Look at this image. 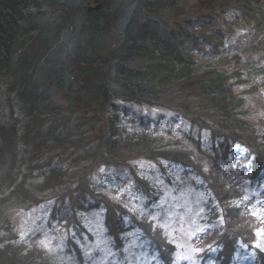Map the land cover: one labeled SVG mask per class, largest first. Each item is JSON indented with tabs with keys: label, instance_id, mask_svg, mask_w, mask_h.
Returning <instances> with one entry per match:
<instances>
[{
	"label": "trees",
	"instance_id": "1",
	"mask_svg": "<svg viewBox=\"0 0 264 264\" xmlns=\"http://www.w3.org/2000/svg\"><path fill=\"white\" fill-rule=\"evenodd\" d=\"M91 4L102 9L89 12ZM116 98L165 107L207 142L188 138V146L171 130L168 143L144 128L147 122L130 131ZM15 104L25 110L23 130L4 121V109ZM81 137L100 146L96 155L85 153L96 163L91 171L106 165L131 172L129 186L149 206L160 200L161 185H173L178 172L171 167L184 169L208 193L205 214L216 227L206 239L221 245V257L227 249L225 263L243 246L254 249L264 240V0H0V264H61L40 247L46 232L20 236L4 213L9 201L86 191L111 216L120 212L118 225L109 219L110 231L131 230L129 199L115 203L82 171L66 177V160L55 154L72 141L85 151ZM41 159L48 166L36 177ZM141 161L157 165L158 178L141 172ZM79 164L74 157L71 165ZM254 189L258 195L246 199ZM147 216L143 224L133 220L143 240L161 243L164 264H173L174 247Z\"/></svg>",
	"mask_w": 264,
	"mask_h": 264
},
{
	"label": "rangeland",
	"instance_id": "2",
	"mask_svg": "<svg viewBox=\"0 0 264 264\" xmlns=\"http://www.w3.org/2000/svg\"><path fill=\"white\" fill-rule=\"evenodd\" d=\"M115 103L116 105H123L126 109L128 117L124 119V125L130 131L140 130L141 125L147 122L149 124H146L144 128L149 126L150 132L157 130V139H164L168 143H170V138L173 137L170 134L167 136L171 130L173 133L178 132L177 141H181L188 146H190V144H187L189 142L188 138L191 137L195 140L202 139L203 142H207L208 137L204 133H200L199 128L193 126L190 121L179 120L175 122L174 114L165 107L150 106L137 101H129L126 98H116ZM9 106L11 108L4 109L6 114L4 121L7 123V129L18 123L17 126L20 130H23L27 124L25 110L17 104ZM100 122L105 125L103 115L100 116ZM152 134L155 136L154 133ZM71 139L74 140L73 137ZM83 139L84 137L81 139V144L84 145L85 151L82 150L81 145L75 151L76 141H72V143L66 142L63 146L65 151H63V154L61 150L55 154L60 156L61 161L66 160L68 173L66 177L70 179L72 173L76 172L78 174L77 171H82L81 175L85 174L83 177L88 185L92 180L98 191L101 190L103 194L120 205L125 196L126 199L130 200L128 205L133 212L141 217L139 219H142L145 215L147 216L149 214L146 210L149 206L147 200L140 192L133 190L134 184L129 186L133 177L131 172L107 167L106 165L98 166L94 171H91V167L96 163L90 165L92 161L84 160L85 153L96 155L100 146L89 147L87 146V140H91V137H86L84 142ZM101 140H103V137ZM17 143L20 144L21 151L25 150L27 145L22 136H19ZM8 152L11 153L9 149ZM30 155L32 156L31 153L27 156ZM74 157L78 163L80 162L77 169L71 165ZM45 160L41 159L40 162L43 161L42 163H44ZM46 164L44 163L39 171L35 170L33 175L38 177L42 171L47 169L48 165ZM116 165L113 164V166ZM135 165L147 177L158 178L155 175V173H159L158 166L154 163L149 164L141 161L135 163ZM182 171L184 169L171 167L170 172L173 174L178 172V175L173 181V185H161L159 190L161 198L151 205L150 214L147 216L148 220L153 223L155 231L159 230L158 232L163 239L174 247V264H226L224 254L227 249L222 251L223 257H221L219 251L221 245L206 239L208 230L216 227V225L209 222L205 214L207 210L205 205L209 199L208 193L200 185L199 180L191 178ZM166 172H168V169H166ZM123 181L128 186H123ZM102 185H107V187ZM256 191L254 189L249 194L247 192L245 198L249 199L248 197L257 196L256 193L258 192ZM54 193L34 198L35 200L23 199L18 202L9 201L4 204L5 215L13 222L21 237H27L32 232L44 231L47 233V238L42 241L40 247L49 254L50 258L56 259L61 264H164L161 257L162 253L156 248L161 243L151 246L149 241L143 240L145 230L142 229V225H138L133 221L136 220V218H132L133 212L126 217V226L131 230L118 236L110 231L108 216L114 217L113 221H115V225H118L116 220L120 216V212L115 211L114 215L111 216L112 212L106 209V204L100 197L94 198L89 194L90 192L86 193V191L81 192L79 197L74 196L73 199L70 191H67V193L65 191ZM86 197H92L93 200L89 201ZM255 204L257 212L263 214V205L258 203V200ZM55 217L60 219L61 224H59V221L55 222L58 226L50 232L46 226L48 222L54 221ZM139 219L136 221L143 224ZM118 242L121 243L117 245ZM254 245V249L249 248L247 245L235 251L232 254L230 264H263L264 240L255 242Z\"/></svg>",
	"mask_w": 264,
	"mask_h": 264
},
{
	"label": "water",
	"instance_id": "3",
	"mask_svg": "<svg viewBox=\"0 0 264 264\" xmlns=\"http://www.w3.org/2000/svg\"><path fill=\"white\" fill-rule=\"evenodd\" d=\"M101 9H102V5H97V6L89 5L88 7L89 12L100 11Z\"/></svg>",
	"mask_w": 264,
	"mask_h": 264
}]
</instances>
